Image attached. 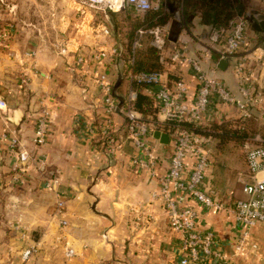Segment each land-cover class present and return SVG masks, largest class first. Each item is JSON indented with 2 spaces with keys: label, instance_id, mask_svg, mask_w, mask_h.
Listing matches in <instances>:
<instances>
[{
  "label": "crops",
  "instance_id": "crops-1",
  "mask_svg": "<svg viewBox=\"0 0 264 264\" xmlns=\"http://www.w3.org/2000/svg\"><path fill=\"white\" fill-rule=\"evenodd\" d=\"M119 1L8 0L0 5V98L5 101L0 106V264H178L180 240L163 204L153 196L170 166L172 133L156 128L151 135L153 174L132 163L138 150L121 113L114 115L115 142L102 132L103 93L95 75L108 73L118 97L129 87L122 79L124 61L115 60L123 42L112 21L113 13L125 9V3L115 9ZM191 39L171 36L161 50L169 82L183 79L191 93L196 92L191 66L171 59L173 51L181 50L199 58L207 72L213 71L237 94L240 75L235 66L246 57L244 72L261 96L251 117L264 126V31L249 22L248 45L228 59L219 56L224 39L210 48L195 46ZM114 49V56L96 58ZM222 60L228 62L224 69L219 67ZM213 109L209 123L246 120L235 105L216 102ZM45 112L50 114V134L38 145L36 122ZM155 122L166 123L160 110ZM157 129L170 134L168 144L155 138ZM22 148L45 161L31 163L24 182L17 183L12 177L24 165L17 153ZM218 158L212 147L209 180L217 196L227 203L244 198L248 167H220ZM55 177L57 188H49L46 181ZM59 200L65 202L61 214ZM189 203L197 207L194 200ZM200 214L199 229L214 231L232 264H264V223L250 229L246 249L236 253L242 226L234 215L202 209ZM30 247L34 252L24 260ZM69 249L74 250L72 256H67Z\"/></svg>",
  "mask_w": 264,
  "mask_h": 264
},
{
  "label": "built area",
  "instance_id": "built-area-1",
  "mask_svg": "<svg viewBox=\"0 0 264 264\" xmlns=\"http://www.w3.org/2000/svg\"><path fill=\"white\" fill-rule=\"evenodd\" d=\"M124 1L137 12L146 13L160 9L166 0ZM211 30V39L215 45L224 39L219 49L221 59L235 57L240 49L248 45L249 21L246 17H237L227 28L215 27ZM105 32L108 33V30L106 29ZM143 33V30H139V37ZM156 42L158 43L157 40ZM139 43L137 39L133 44L134 47ZM159 48L162 50L164 45H160ZM115 54L116 49L112 54L102 51L96 55V58L104 59ZM171 59L186 62L191 66L197 79V89L194 94L191 93L188 83L183 79L170 83L165 72L130 73L131 80L146 84L147 91L157 103L164 120L175 124L172 132L174 150L170 158V166L168 171L159 178V188L153 196L163 204L169 225L180 240L178 264H232L231 258L220 248L214 231L199 229L200 210L231 212L237 224L242 226V236L236 246V253L246 249L250 229L256 224L264 223V145L252 147L247 152L250 179L243 186L245 197L227 203L213 193L209 180L212 137L199 134L193 128L182 124L208 125L212 117L211 113L215 111L213 106L216 102L235 105L244 118L251 117V108L260 101L261 96L256 93L251 76L244 72L246 57L239 60L235 66L240 75L237 94L232 92L213 71L207 72L199 58L188 56L181 50H175L171 54ZM95 79L100 84L103 93V134L110 142H115L111 136L114 130V115L121 113L125 117L128 137L138 150L132 163L155 174L156 155L150 141L154 123L143 119L141 113L135 108L138 88L130 89L127 97L122 101L115 94V87L108 73L96 74ZM3 105L5 101L0 98V106ZM79 119L80 116L75 117L76 122ZM50 121L49 112H45L38 118L34 137L36 144L43 145L47 142L50 134ZM88 128L91 132L94 129L92 126ZM13 143L14 147L20 145L16 139ZM17 153L24 165L19 172L13 175L12 179L20 183L24 182V173L31 163H44L45 159L37 158L25 148ZM46 185L56 189L58 178L47 180ZM191 200L196 202L197 207L189 203ZM64 203V200H59L57 203V212L60 214ZM34 249L33 247L27 248L22 258L28 260ZM73 254V249L67 251V256Z\"/></svg>",
  "mask_w": 264,
  "mask_h": 264
},
{
  "label": "trees",
  "instance_id": "trees-1",
  "mask_svg": "<svg viewBox=\"0 0 264 264\" xmlns=\"http://www.w3.org/2000/svg\"><path fill=\"white\" fill-rule=\"evenodd\" d=\"M199 1H201L207 8L206 16H203L204 23L214 26L217 25V27L227 28L235 18L245 17V15L235 16V14H238V12L242 13V8L235 7L236 5L232 1L191 0V3L189 2V4L197 5L199 4ZM123 4L124 1H120L115 9H118V7L120 9ZM155 11L156 10H150L146 12L149 14L146 17V21L142 22L141 24L137 23L135 25L133 24V18L131 17V15L133 14L132 9H129V11H127L125 8L122 12L112 14V21L115 31L117 35H119V39L121 38L123 41H121V51H119L115 55V60H122L126 65L125 73L123 74L122 79L125 80L127 84H129V87L126 91L127 94L130 89L138 88V95L134 104L137 111L141 113L142 118L148 122H153V129L160 128L172 133L175 128L174 123H155L159 107L154 98L146 91V84L137 83L136 81L131 80L130 77V73L135 74L140 71L165 72L166 70L164 62H167V58L162 59L163 54L160 48H157V46L154 45L152 46L150 43H148V41L145 43L141 42L136 47H134L133 45L139 37V30H143V35L145 34L144 36L149 39L147 34L149 33V27L153 26V23L155 22L154 19L160 17V14H158L157 16L154 14L156 13ZM127 94H125L123 97H120V99L124 101L127 97ZM254 119L255 118H251L250 120L253 121ZM246 121L247 119L242 120L240 118H236L233 120L212 121L206 126H194L189 124L182 125L188 128H193V130L199 134H205L214 137L218 141V146H214V148L216 155L219 157V152L225 150L227 147H231L225 146L230 144L231 142L237 144V146H232L235 148L245 143L246 140H257L259 142L258 144L264 145V126H256L255 128L251 127L250 129L249 127H246ZM218 159H220V167L226 165L224 163V158L219 157ZM245 165L248 167L247 158ZM212 187L213 193L218 195L217 192L219 191L217 190L215 185H213Z\"/></svg>",
  "mask_w": 264,
  "mask_h": 264
},
{
  "label": "rangeland",
  "instance_id": "rangeland-1",
  "mask_svg": "<svg viewBox=\"0 0 264 264\" xmlns=\"http://www.w3.org/2000/svg\"><path fill=\"white\" fill-rule=\"evenodd\" d=\"M120 1H124V0H120ZM229 1L234 2V4L236 5L235 7L242 8V13L238 12V14L236 13L235 16L245 15V17L247 18L248 16H254L259 13L264 14V0H229ZM189 2L191 3V0H166L164 5H162V7L159 10H156L155 11L156 13H154L156 16L160 14V17L154 19L155 22L153 23V26L149 27L148 30L149 33H147L149 39H147L144 36L145 34L144 35L141 34V37H138L140 43L141 42L145 43L148 41V43H150L152 46L154 45L157 46V48H159L160 45H165V43L168 42L171 36L179 37L180 35H182V37L188 36L189 39L193 38L191 40L195 43V46L196 45L201 46L204 44V47L205 45L206 46L208 45L210 48V46L212 45L211 43L213 42L210 34L212 31L211 29L212 28L215 29L217 25L214 26L207 23L203 24V20H204L203 16H206L207 8L203 5L201 1H199V4L197 5H191L189 4ZM1 3L5 5L8 3V0H0V5ZM104 3L108 4V0H104ZM26 5L29 6L28 2ZM125 8L127 11H129V9H132L133 14L131 15V17L133 18L134 25L137 23L141 24L142 22H145L146 17L149 15L148 13L137 12L132 8V6L130 7L126 3H125ZM26 12L29 13V10H27ZM3 13H6V11L4 10L2 12L1 14L2 17H4L5 15ZM25 15L26 16H24V18L28 19L29 15L28 14ZM200 17L202 18V20L200 19ZM156 40L158 41V43L156 42ZM251 118L250 117L246 118L247 119L246 127H249L250 129L251 127L255 128L256 126L263 127V125L260 123V120L254 119L253 121H251L250 120ZM205 136H209V135H205ZM247 141L248 140H246L245 143H243L242 145L236 148L232 147V146H237V144L234 142L225 145L231 147H227L225 150L219 152V157L224 158L225 164L240 163L242 166L245 165L248 150L252 147L260 145L258 144L259 142L257 140H253V141L250 140L248 142ZM212 142H213L212 144L213 147L218 146L217 144L218 141L214 137H212Z\"/></svg>",
  "mask_w": 264,
  "mask_h": 264
},
{
  "label": "water",
  "instance_id": "water-1",
  "mask_svg": "<svg viewBox=\"0 0 264 264\" xmlns=\"http://www.w3.org/2000/svg\"><path fill=\"white\" fill-rule=\"evenodd\" d=\"M247 19L252 24L253 28L257 31L263 32L264 31V14L259 13L254 16H248ZM227 61L222 60L219 63V67L224 69L227 66ZM155 138L159 139L162 143L168 144L170 141V134L167 132H163L160 129H157L154 133Z\"/></svg>",
  "mask_w": 264,
  "mask_h": 264
}]
</instances>
